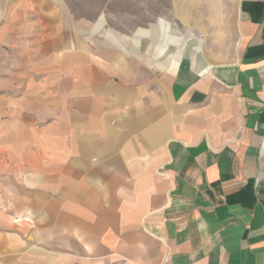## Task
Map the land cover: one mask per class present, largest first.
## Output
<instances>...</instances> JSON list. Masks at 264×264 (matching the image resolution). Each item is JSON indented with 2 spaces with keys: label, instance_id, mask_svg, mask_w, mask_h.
Here are the masks:
<instances>
[{
  "label": "crops",
  "instance_id": "crops-1",
  "mask_svg": "<svg viewBox=\"0 0 264 264\" xmlns=\"http://www.w3.org/2000/svg\"><path fill=\"white\" fill-rule=\"evenodd\" d=\"M54 6L35 42L44 92L0 99V264H264V0H237L229 62L199 44L184 54L189 39L160 24L132 36L160 57L143 62L165 74L159 100L129 84L132 59L109 32L114 53L87 65ZM16 18L0 41H19Z\"/></svg>",
  "mask_w": 264,
  "mask_h": 264
},
{
  "label": "rangeland",
  "instance_id": "rangeland-1",
  "mask_svg": "<svg viewBox=\"0 0 264 264\" xmlns=\"http://www.w3.org/2000/svg\"><path fill=\"white\" fill-rule=\"evenodd\" d=\"M58 1L62 13V17H58V22L62 24L63 33L75 34L82 39L80 42L83 45L79 47V53L86 57V64H93L94 60L98 59L96 54L100 49L114 53L113 48L104 41L103 37L105 32L111 33L116 36L117 41L128 52V54L120 52H116V54L121 59H132L130 62L132 75L128 76L129 84L138 88H144L148 85L149 87L144 88L143 91L145 90L147 95H154L157 100H159L158 97L164 95V92L155 82L164 79L165 74L156 72L143 63L148 57L151 59L158 57L152 49L153 41L139 39L140 42L135 44L131 40L132 36L145 30L150 32L152 28L157 26L156 24H160L161 27L165 28V34L169 36L176 34L189 39L183 49L184 54L186 52L190 56L191 49L199 44L202 47L199 52L206 54L214 64L232 61L236 55L234 45L236 31L239 27L237 0ZM12 9L17 14L16 24L22 26V31L19 33L17 43L0 41V99L4 102L2 104H12L15 99L29 98L31 94H29L28 86L34 88L32 91L35 94L44 92V90H39V86L44 82L40 80L35 65L38 61L46 59V49L40 56L41 59L38 58L35 54L36 49H38L35 42L42 39L44 32H47L50 37L49 33L53 26L51 25L53 21L52 12L56 8L54 0H0V26L3 23L2 19ZM62 11L69 18H66ZM49 14H52V17L48 19L50 24L40 23V18ZM27 19L31 22V26L28 28L25 27L27 26ZM95 22L101 23L102 28L98 33L92 34V26ZM83 31L85 35L81 34ZM164 40L168 42L166 37ZM135 47L138 49L137 52L133 50ZM16 48H22L20 49L21 53L24 48L30 50L33 52V59L25 61L19 53L16 60L14 58ZM68 53L72 52L66 51L65 55ZM172 63L174 60L170 61L168 66ZM95 68L99 70L100 67ZM43 75H45V71H43ZM116 78L113 74H109L105 81L117 83ZM78 83L79 81H75L73 84ZM169 88L170 83L168 82L166 91L168 94ZM74 98L75 95H70L67 101L73 102Z\"/></svg>",
  "mask_w": 264,
  "mask_h": 264
}]
</instances>
